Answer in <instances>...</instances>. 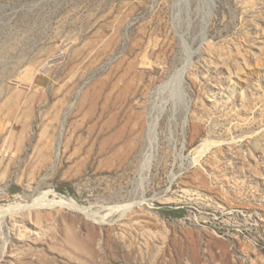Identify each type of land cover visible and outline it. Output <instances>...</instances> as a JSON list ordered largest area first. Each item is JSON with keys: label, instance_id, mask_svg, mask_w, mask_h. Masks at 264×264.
Listing matches in <instances>:
<instances>
[{"label": "rangeland", "instance_id": "obj_1", "mask_svg": "<svg viewBox=\"0 0 264 264\" xmlns=\"http://www.w3.org/2000/svg\"><path fill=\"white\" fill-rule=\"evenodd\" d=\"M0 264H264V0H0Z\"/></svg>", "mask_w": 264, "mask_h": 264}, {"label": "bare ground", "instance_id": "obj_2", "mask_svg": "<svg viewBox=\"0 0 264 264\" xmlns=\"http://www.w3.org/2000/svg\"><path fill=\"white\" fill-rule=\"evenodd\" d=\"M61 203H62V202H61ZM63 203H64V202H63ZM63 203H62V204H63ZM57 204H58V203H57ZM59 204H60V203H59ZM59 204H58V205H59ZM64 204H65V203H64ZM67 205H68V204H67ZM63 206H64V205H63Z\"/></svg>", "mask_w": 264, "mask_h": 264}]
</instances>
